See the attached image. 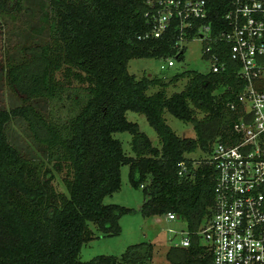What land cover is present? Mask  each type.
Returning <instances> with one entry per match:
<instances>
[{"label":"trees","instance_id":"1","mask_svg":"<svg viewBox=\"0 0 264 264\" xmlns=\"http://www.w3.org/2000/svg\"><path fill=\"white\" fill-rule=\"evenodd\" d=\"M23 1L15 0L13 8ZM43 1L49 9L47 39L24 42L17 56L0 60L4 84L20 102L11 108L0 104V264H150L149 242L132 244L120 256L81 261L78 255L96 236L90 224L101 235H118L120 217L132 210L103 202L120 189L123 165L132 186L142 189L143 216L174 212L190 230L208 219L214 166L203 159L194 166L196 160L185 154L197 148L207 153L218 134L230 132L238 110L231 107L238 89L232 64L219 72L186 69L167 80L136 78L127 70L130 59H179L184 53L183 48L175 54L173 30L159 39L139 38L146 31V0ZM221 1L213 0L214 26L226 9L218 8ZM10 10L8 0H0V17ZM180 79H186L183 89L168 94ZM152 86L158 89L148 93ZM37 100L52 109L38 107ZM128 111L145 116L159 147L127 119ZM166 112L192 123L196 137L178 136ZM13 120L24 123L43 159L10 141ZM210 123L216 130L208 139L201 126ZM116 132L131 135L133 155L125 153ZM181 161L186 169L180 175ZM63 168L61 192L52 183L53 169ZM195 238L187 248L171 247L168 257L175 264H212L210 250Z\"/></svg>","mask_w":264,"mask_h":264},{"label":"built area","instance_id":"2","mask_svg":"<svg viewBox=\"0 0 264 264\" xmlns=\"http://www.w3.org/2000/svg\"><path fill=\"white\" fill-rule=\"evenodd\" d=\"M146 31L139 38L175 33L178 54L186 41L201 40L211 71L232 64L238 109L229 133L218 134L202 159L214 166L210 215L196 230H182L180 247L193 237L211 252L212 264H264V0H222L216 21L213 0H146ZM215 4V3H214ZM217 6V5H216ZM215 20V19H214ZM213 27L218 32H213ZM174 66L166 58L161 69ZM186 169L179 163V174ZM167 219L176 220L174 212Z\"/></svg>","mask_w":264,"mask_h":264},{"label":"rangeland","instance_id":"3","mask_svg":"<svg viewBox=\"0 0 264 264\" xmlns=\"http://www.w3.org/2000/svg\"><path fill=\"white\" fill-rule=\"evenodd\" d=\"M15 0H8L10 12L1 19L0 32V60L5 61L18 55V47L24 42L46 40L48 37L49 9L43 0H24L19 9L13 8ZM203 44L198 38L186 41L184 44L183 56L179 59L173 57L174 66L161 69L165 65L166 58L141 57L130 59L127 62V70L136 78L143 75L156 76L162 79H169L176 72L186 69L197 70L207 73L211 70L212 60L209 56H202ZM60 77V73H57ZM186 79H180L176 86L167 89L168 94L179 92L183 89ZM78 87L77 83H74ZM157 87H151L148 93L156 91ZM35 105L45 111H50L52 105L48 101L37 100ZM0 104L6 108L20 104L6 88L3 76L0 73ZM61 107L57 111H61ZM127 119L136 122L140 131L144 132L151 140L152 144L159 147L158 137L154 129L148 124L145 116L133 111L126 113ZM166 123L180 137H196L193 124L183 122L169 113H165ZM203 115L198 113L197 117ZM201 129L208 134L211 139L216 126L210 123L201 126ZM7 133L10 141L19 149L24 151L29 157L43 159L41 148L33 143L28 136V131L21 120H13L8 126ZM122 142V147L126 154L133 155L130 149L131 135L128 132H116L113 135ZM194 160H198L205 155V152L197 148L194 152L185 154ZM49 164V166H51ZM53 185L57 191L64 192L63 178L66 175V168L60 170L53 169ZM128 165H123L120 171V189L104 197V203H116L131 208L132 210L119 219L120 233L118 235H101L96 232L93 224L90 228L95 233V237L82 244L78 258L81 261H88L97 255L120 256L125 249L141 242H149L153 245L152 259L150 264H175L168 257L171 247L179 246L182 241V230H186L187 223L184 219L169 220L167 214L143 216L139 208L144 200L141 187H134L129 182Z\"/></svg>","mask_w":264,"mask_h":264},{"label":"crops","instance_id":"4","mask_svg":"<svg viewBox=\"0 0 264 264\" xmlns=\"http://www.w3.org/2000/svg\"><path fill=\"white\" fill-rule=\"evenodd\" d=\"M178 219H182V218L178 217ZM174 247H180V246H174ZM180 248H183V247H180Z\"/></svg>","mask_w":264,"mask_h":264},{"label":"water","instance_id":"5","mask_svg":"<svg viewBox=\"0 0 264 264\" xmlns=\"http://www.w3.org/2000/svg\"><path fill=\"white\" fill-rule=\"evenodd\" d=\"M231 127H232V124H231Z\"/></svg>","mask_w":264,"mask_h":264}]
</instances>
